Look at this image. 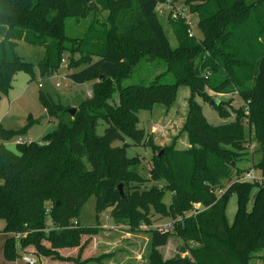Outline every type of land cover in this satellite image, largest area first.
<instances>
[{"label": "trees", "instance_id": "16d2710c", "mask_svg": "<svg viewBox=\"0 0 264 264\" xmlns=\"http://www.w3.org/2000/svg\"><path fill=\"white\" fill-rule=\"evenodd\" d=\"M166 1L122 0V5L130 4L127 9L118 8V14L113 12L112 27L103 38L105 45L94 44L85 50L87 46L80 45L81 41L69 46L66 19L87 18L94 9V0H0V97L12 89L14 77L21 70L29 72L34 80L37 67L41 78L49 79L66 65L62 59L67 51L83 53L78 60L69 56L70 70L84 64L80 70L68 72L67 77L76 83L94 80L93 95L79 104L74 116L68 105L40 86L42 104L48 115L58 120L57 128L44 137V143L19 144L18 150L13 151L4 141L14 132L0 128V219L5 221L1 231L9 234L4 246L7 260L30 253L42 261H104L109 254L88 253L89 256L82 257L91 237L100 232L99 226L84 227L77 220L80 209L93 194L97 214L110 209L114 222L128 226L129 230L142 224L149 226L153 234L150 264H203L194 251V260L177 257L163 262L157 248L165 245L172 233H180L188 241L198 238L199 231L208 232L216 241L215 250L228 259L236 247L242 252L248 250L252 233L256 247H264V185L233 181L221 196L215 193L224 188V181H232L247 171L237 165L240 158L250 153L246 146L251 141L245 134L246 123L254 128L261 154L253 168L264 177V0H171L189 5L197 13L204 33V39L198 42L188 36L184 20L176 22L177 48L171 46L156 15L158 5ZM119 3L113 0L116 8ZM143 24L151 34L130 40L128 37ZM21 40L45 48V55L37 64L16 52ZM204 50L214 61L205 62L207 66L211 63L207 72H212L213 77L202 74L192 59ZM137 52L166 59L175 82L124 87L118 106H113L109 103L115 92L113 79L122 81L129 75ZM180 84H187L204 96L208 88L219 92L234 87L249 112L239 108L234 121L215 126L206 121L202 106L191 102L186 128L192 140L201 146L196 151L192 175L188 178L177 162L181 155L168 161L159 152L155 160L162 162L154 170L158 183L163 185L148 187L151 178L133 169L139 161L128 155L126 139L155 149L152 136L137 127L139 110H151L155 102L170 106ZM221 107L215 108L221 115L227 114L228 110ZM100 120L109 125L104 135L97 132ZM217 159L219 164L214 168L211 161ZM120 183L124 184L123 196ZM255 187L258 191L248 210ZM167 191L172 193L169 205L164 200ZM233 193L238 197V209L234 222L229 224L226 207ZM193 202H202L207 208L175 223L171 232L153 228L163 217L167 222L185 214ZM155 213L161 216L154 219ZM48 219L52 220V227L48 226ZM65 249H77L78 255L62 254ZM198 251L207 253L205 247ZM261 259L264 261V255Z\"/></svg>", "mask_w": 264, "mask_h": 264}, {"label": "rangeland", "instance_id": "374dc122", "mask_svg": "<svg viewBox=\"0 0 264 264\" xmlns=\"http://www.w3.org/2000/svg\"><path fill=\"white\" fill-rule=\"evenodd\" d=\"M119 1L120 6L116 8L117 5L113 4V0H109V3L108 0H94V9L87 18L77 19L75 17H68L66 19V32L69 37L67 40L68 44H70L69 46H76L80 41V45L86 44L87 47L85 50H88L91 46H94V44L105 45L103 38L112 27L110 18L113 12L118 14L120 11L118 8L127 9L130 4L124 3L122 5V0ZM106 4H112L114 8L113 6L111 8L106 7ZM185 14H194L189 5L179 2L170 3L169 0L160 3L156 9V15L164 25L173 48H177L178 46V37L175 31L176 22L185 20ZM195 14L197 15V13ZM196 15L193 16L194 22L192 24L188 25L186 21L185 24L188 25V36H191V31L193 33L191 37L201 42L204 39V33L199 27V17ZM150 34L147 26L143 24L128 38L131 40L134 37H146ZM16 52L23 57L24 60L37 64L44 57L45 48L21 40L18 41ZM70 55H72L75 60H78L83 56V53L65 52L63 57L66 59V65L55 72L49 79L43 80L37 67L34 68L36 77L34 80H31L30 73L26 70L19 71L14 77L12 89H10L8 94H3L0 97V128L14 132L12 137L4 141L7 148L17 151L19 145L16 141L17 139L23 141L30 140L42 144L44 143V137L54 131L58 126L57 118L48 115L40 100L41 88L39 83L42 82L43 88L51 91L55 99H60L65 105H68V108H75L76 111L82 101L86 100L88 97L91 98L93 95L92 88L94 80L76 83L67 76L63 77L72 70L78 71L84 67V64H82L80 67L70 70ZM192 59L195 65L201 68L202 74H207L210 64L214 63L206 50L196 53ZM208 60L211 61V63L207 66L205 62ZM56 74L60 76L56 77ZM207 76L213 77L212 72H209ZM58 79H62L61 86H56ZM95 80H97V78ZM155 82L166 84L175 82L174 74L168 68L166 59L145 52H137L135 53L134 64L132 65L129 75L124 77L122 81L113 79L115 92L109 103L113 106H118L120 91L124 87L150 85ZM233 89L234 90L217 92L208 88L207 95L204 96L189 85L180 84L170 106H166L161 102H155L151 110H139L137 127L144 129L146 134L152 136L156 147L152 149L150 145H138L129 138L126 139V142H128L129 145L127 149L128 155L136 156L139 161L138 164L133 166V169L140 175L151 178L146 186L150 187L151 185L159 184V186L162 187L163 185L162 183H158L156 171L154 170L158 163L162 162L160 160H155L159 152H163L165 154L164 160L168 161L174 160L180 155L187 158L183 159L179 157L177 158V162L183 167L182 171L184 174L190 178L194 171V161L197 160L196 151L201 147L192 140L186 128V121L190 114V103L194 102L202 106L203 114L208 124L218 126L229 123L236 119L237 110L239 108H242L246 114L249 112L244 98L236 88L233 87ZM216 98L219 99V102H212ZM223 101L228 103H224L223 105ZM217 105H220V107L222 106V110H228V113L221 115L215 108ZM104 112L107 114L109 113L107 109H104ZM45 113H47V116L42 117ZM108 126L109 125L105 121L100 120L97 128L98 134L104 135ZM249 131H251V134H249ZM245 134L251 139L250 143L246 145L250 153L244 155L239 160L237 159V165L242 169L248 170L253 169V164L261 159V154L258 152L254 128H252V125L249 123L245 125ZM1 143L2 141L0 139V145ZM185 151L188 153L184 155L181 154ZM218 164L219 159L211 161V166L214 168ZM256 173L261 175L257 171ZM237 177L238 176L234 177L232 181H224L225 186L221 188L224 190L223 193L231 182L237 181ZM120 184H122L123 195H125L124 184ZM257 191L258 187H255L251 193L250 200L247 204L248 210H251L253 206L254 195ZM222 194L217 196H221ZM171 198V191H167L164 200L168 205L171 203ZM237 209L238 197L236 193H233L226 207V215L229 224L234 222ZM160 216L159 213H155L152 217L157 219ZM165 219L166 218L163 217V220L155 222L153 228H156V224L166 222ZM77 220L84 227H100L99 234L91 237V241L85 249V253L82 254V257L86 258L89 255L98 256L105 253L109 254L101 263L92 261L87 264H150V256L153 250V234L149 230L147 224H142L140 227L135 228V230H129L128 226L119 225L114 222L110 216V209L97 214L96 197L94 194L88 198L80 209ZM47 224L49 227H52V220L48 219ZM4 226L5 221L0 219V229H3ZM197 236L201 239L194 238L187 241L180 233L170 234L168 242L157 248L162 261L166 262L177 257H191L194 260V254L192 252L194 251L196 256L202 258L203 264H264V261L261 259V256L264 255V247H256L257 241L253 233L252 236H250L248 250L242 252L239 247H236L231 255V259L220 255L219 252L215 250L216 241L208 232L199 231L197 232ZM2 238L3 236L0 235V264L7 262L3 254V246H1ZM85 238L86 237H84V239ZM17 240L19 239L17 238ZM17 246H20L19 242H17ZM201 247H205L207 253L198 251ZM61 253L74 257L78 255L77 249H65L61 250ZM19 260L20 261L12 264H28L24 262L23 259ZM36 260L37 264H74L73 262L55 261L50 258H44L42 261L38 256ZM199 261H201V259Z\"/></svg>", "mask_w": 264, "mask_h": 264}, {"label": "built area", "instance_id": "2783aa9c", "mask_svg": "<svg viewBox=\"0 0 264 264\" xmlns=\"http://www.w3.org/2000/svg\"><path fill=\"white\" fill-rule=\"evenodd\" d=\"M171 3V0H169ZM160 5V4H159ZM158 5V6H159ZM175 7V6H173ZM177 15V13H176ZM175 15V16H176ZM185 20L186 23L188 25L192 24L193 21V16H195L194 14H185ZM197 19V17H196ZM190 35L193 36V33L190 31ZM62 63L63 65H65L66 63V59L63 58L62 59ZM56 77H59L60 75H55ZM67 75L63 76L66 77ZM62 85V79H58L56 82V86H61ZM40 86H43L42 82L40 83ZM90 95V93H89ZM18 144H23V143H29L31 142L30 140H21V139H17L16 140ZM237 181H251V182H256L259 185H264V177H262L261 175H258L256 173V171L253 169L247 170L244 173H242L240 176L237 177ZM223 189H218L215 191V193L217 195H220L223 193ZM207 208V206H205L203 203L201 202H193L191 209L189 211L186 212L185 215H179L177 218L173 219V220H169L167 222L164 223H159L156 224L155 227L156 229H158L161 232H169L172 231L174 229L175 223L179 222V221H183L185 218L188 217H192V216H197L199 213H201L203 210H205ZM20 236V234H18ZM28 264H37V260L36 257L31 255V254H24L22 257Z\"/></svg>", "mask_w": 264, "mask_h": 264}, {"label": "crops", "instance_id": "0c3cea01", "mask_svg": "<svg viewBox=\"0 0 264 264\" xmlns=\"http://www.w3.org/2000/svg\"><path fill=\"white\" fill-rule=\"evenodd\" d=\"M4 228V227H3ZM1 230H3V229H0V235H2L3 236V238H2V242H1V246H3L2 248H3V254H4V246H5V242H6V239H7V237H9V234H7V233H5V232H2ZM6 259V258H5ZM19 259H23L22 257H20V258H18V259H16V260H13V261H10V260H7L6 259V261L7 262H5L4 264H12V263H16L17 261H20ZM23 261L24 262H26L24 259H23ZM27 263V262H26Z\"/></svg>", "mask_w": 264, "mask_h": 264}, {"label": "water", "instance_id": "95a60500", "mask_svg": "<svg viewBox=\"0 0 264 264\" xmlns=\"http://www.w3.org/2000/svg\"><path fill=\"white\" fill-rule=\"evenodd\" d=\"M212 102H214V103H218V102H219V99L216 98V99H214ZM68 111H69L72 115H74L76 109H75V108H69ZM45 116H47V113H45L42 117H45ZM161 153H162V152H160V154H161ZM119 190H120L121 195L123 196L122 184L119 185Z\"/></svg>", "mask_w": 264, "mask_h": 264}]
</instances>
